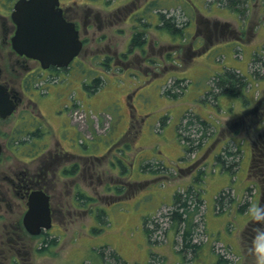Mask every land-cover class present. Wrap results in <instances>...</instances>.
I'll return each instance as SVG.
<instances>
[{
  "label": "rangeland",
  "instance_id": "rangeland-1",
  "mask_svg": "<svg viewBox=\"0 0 264 264\" xmlns=\"http://www.w3.org/2000/svg\"><path fill=\"white\" fill-rule=\"evenodd\" d=\"M157 1L156 15L165 13L166 18L179 17L180 26L185 25V30L192 18L189 12L176 3L167 6L171 0ZM179 1L188 3L187 0ZM206 1L220 5L223 2L195 0L198 5L193 4L201 7ZM261 1L264 7V0ZM249 2L257 4L256 0ZM149 21L154 19L146 13L139 28H134L133 20H121L114 27L105 26L94 34L93 26L88 35L93 40L87 43L79 61L41 85L44 92L48 91L47 97L56 98L54 102L41 105L47 114L40 125L46 133L44 137L50 136L52 143L60 137L66 146L73 144L81 150L87 148L88 163L92 162L96 168L91 177L92 184L81 178L82 190L88 192L92 200L81 207H70L60 243L52 248V252L35 254L34 264H103L105 261L114 264H193L194 256L201 258L203 264H255L248 249L257 225L247 209L250 203L264 205V177L259 175L260 172L255 173L252 163L251 174H254L250 180L244 176L251 162L250 145L245 142L241 146V155L237 156L238 163L241 159L240 170L230 175L227 185H224L227 177L222 173V163L217 161L219 153L204 163L202 182L197 183L202 146L208 143V136L215 133V125L221 119L209 110V121L212 119L215 125H209L207 135L200 143L196 140L202 134L195 133L193 127L187 125L190 116L198 114L201 103L206 108L209 105L216 107L214 96L217 92H210L214 90L220 68L224 72L222 69L226 66L222 45V49L217 47L197 54L196 65L189 72L185 47H181L182 53L178 55L175 52H180L181 48L162 44L166 32L160 28L163 27L161 18L157 21L160 26H152ZM138 30L146 33L144 50L134 48L135 51L130 53L134 67L123 70L121 60L125 56L121 54L132 48L131 36ZM180 36L183 45L191 43V35ZM217 38L213 36L208 44ZM259 51L257 68L264 63V45ZM114 54L111 67L107 66L106 58ZM243 54L238 51L235 59L242 60ZM148 60L154 61L151 68L157 73L155 76L146 69ZM259 72L264 76V68ZM97 78L101 83L94 89ZM245 86L247 83L238 92ZM245 99L252 102L248 96ZM55 108L54 114L58 118H53ZM33 113H38L37 107L33 108ZM250 115L241 117L243 120L238 124L226 125L225 137L228 131L251 125L246 122ZM11 123L3 124L2 130H8ZM71 128L80 135L71 132ZM238 132L240 135L251 133L245 129ZM257 140L264 143V131ZM191 144L198 148L192 151ZM228 148L239 152L234 147L224 149ZM260 150L264 151L261 145L258 146L259 153ZM262 153L258 157L264 163ZM5 154L10 151L6 150ZM147 163L151 166L145 168ZM195 183L202 189L204 205L198 216L199 229L194 240L200 247L192 253L181 251L177 226L164 214L168 213L175 192H184ZM242 186L247 189L242 191ZM223 190L231 194L233 201L221 210L217 207L216 197ZM148 218L152 221L149 227L153 228L154 243L145 230ZM215 236H220L223 241ZM113 253L120 257L119 262L113 261L116 255L112 256Z\"/></svg>",
  "mask_w": 264,
  "mask_h": 264
},
{
  "label": "flooded vegetation",
  "instance_id": "flooded-vegetation-1",
  "mask_svg": "<svg viewBox=\"0 0 264 264\" xmlns=\"http://www.w3.org/2000/svg\"><path fill=\"white\" fill-rule=\"evenodd\" d=\"M19 1L0 0V144L2 146L0 264H34L35 254L52 252V248L60 243L70 207H81L89 201L88 192L82 190L81 178L88 179L89 184H92L91 177L93 178L96 168L92 162L88 163L87 148L81 150L73 144L66 146L60 137L55 143L51 142L50 136L44 137L46 133L40 125L45 119L44 115L47 114L42 111L41 105L54 102L56 98L47 97L49 93L44 92L41 85H44L50 77H55L57 73L71 67L75 61L78 62L79 56L68 67L51 66L44 69L39 60L20 54L14 48L12 41L18 29L13 14ZM59 2L65 18L74 22L79 29L84 50L87 43L93 40L88 37L93 26L94 34L98 30H103L105 26L114 27L121 20L126 22L133 20L135 28H139L143 14L157 16L155 6L158 1L59 0ZM149 22L152 26L156 25L154 21ZM220 29L217 24L212 27L203 24L201 27L207 40L218 36ZM148 44L152 46L151 42ZM144 47L145 45L140 49L144 50ZM128 51L121 54L125 56L124 59H120L123 70L134 67ZM114 56L115 54L108 56L110 59L104 63L111 67ZM136 60L139 61L137 57ZM148 62L146 69L155 76L157 73L151 68L154 61L151 63V60H148ZM1 104L5 107L3 111L10 105L13 111L4 117L1 114ZM36 107L37 114L33 113V108ZM52 112L56 113V108ZM56 117L58 118L54 114L53 118ZM11 121L8 130H2V125H9ZM65 125L64 123L61 128L64 129ZM70 131L75 135L79 134L74 128ZM6 150H9L10 154H5ZM83 159H85L84 163ZM83 194L87 197L83 198ZM37 195L49 197L52 225L50 228H42L39 234H32L27 230L24 218L30 208L31 200L39 198Z\"/></svg>",
  "mask_w": 264,
  "mask_h": 264
},
{
  "label": "crops",
  "instance_id": "crops-1",
  "mask_svg": "<svg viewBox=\"0 0 264 264\" xmlns=\"http://www.w3.org/2000/svg\"><path fill=\"white\" fill-rule=\"evenodd\" d=\"M187 1L188 3L185 4V2L183 1L171 0L169 4H167V6L171 5L172 3H176V5L180 6V8L184 7V10L189 12V14L192 16L189 25L185 28L183 33V36H185L186 34L191 35V43L188 45H183V40L181 41L182 37L180 36L181 34H173L167 29L160 27L166 32V39L163 37L165 41L162 44L169 45L174 49L185 47V50H187L188 52L186 56L188 58L187 64L190 66V68L188 69L189 72H191L192 67L196 65L194 58L197 56V54H204L206 52H209L212 49L220 47L221 44L223 49L221 47L220 48L222 49L221 51L223 52V54H225L224 57L226 66L224 67V69H222L224 70V72H222L220 68L217 76L224 75L228 71H236L239 72L247 81V86L243 87L240 92L223 91L217 93L214 96V98H216L217 100V104L212 102L216 104L215 108L210 105L206 108L202 103L199 105L197 115L202 119L208 121L209 125L211 124L213 127L215 125L213 124L214 121L212 119H210L209 121V110H213V112H215L214 114L219 117V120L221 119V122H217V124L215 125V133L213 135L211 133L208 136V138L210 137L208 143L204 146L201 145L203 150L200 155L201 157H199V159L201 160V166H198L197 168L200 167L201 170V168L204 166V163L208 160L209 157L216 155V153H219L220 155L224 152L223 150L225 147L237 148L236 150L239 151L237 152V154L240 153L241 155L240 148L245 142H247L250 145L249 148L251 154V162L250 165H248L244 176L245 178L247 177V179L250 180V177L252 176L251 163L254 143L257 140L258 135L262 131H264V76L261 74L259 77H256L253 74L254 60L260 52L259 49L264 45L263 3L261 0H256L257 4H255L254 2H252L251 4L249 0L246 2V4H244L245 7L243 9V7L240 8L237 5L228 3L226 1H223L221 3V0L219 1L221 5L217 3H209L210 5L212 4V7L207 4V1L205 4L203 3V5H200L201 7L197 6L198 4L194 2L195 0L193 2L197 5L193 4L192 0ZM256 8L257 10H255ZM152 18L154 19V22L155 24H157V26L161 25V23H157V21L161 18L160 15ZM203 24H206L207 27H212L214 26V24H217L218 27L221 28L218 34V38L217 40H215V42L212 41V43L208 44L210 40H207L204 37L201 30ZM169 41L173 42V44H171ZM182 48L180 49V52L176 50L175 53L181 55ZM238 51L244 53L242 60L235 59ZM149 77L151 76L149 75ZM246 96H248V98L252 100V102L250 101L248 103L245 99ZM241 98L243 100H240ZM251 113L253 114L254 118L252 115H250ZM247 115H250V118L246 119L248 120L246 122L247 124L249 123L251 125L254 123L253 127L250 128L251 125H249L243 128H237L236 130L234 129L228 131V136L225 137L224 129L226 128V125H231L233 123L238 124L242 119L241 117H246ZM179 124L177 126V131ZM240 129L249 130L251 133L240 135L238 132ZM216 148L218 149L215 150ZM219 155H217V157ZM240 162L241 159H239V164H237V166H233L232 168H228L226 165L221 164L223 171L222 173H224L227 177L224 185L228 184V180L229 178H231L230 175H235L239 172ZM247 179L246 183L248 182ZM226 188L229 189L232 187ZM244 188L245 187L241 188L242 191L247 189V187L245 189ZM172 205L170 207H172ZM223 212H226V210H224ZM228 218V220H230V217ZM214 238L222 240L220 236H215ZM237 241H240V239H238ZM193 262V264H203L201 258H197L195 256L193 257Z\"/></svg>",
  "mask_w": 264,
  "mask_h": 264
},
{
  "label": "water",
  "instance_id": "water-1",
  "mask_svg": "<svg viewBox=\"0 0 264 264\" xmlns=\"http://www.w3.org/2000/svg\"><path fill=\"white\" fill-rule=\"evenodd\" d=\"M13 18L18 25L12 38L14 48L20 54L39 60L44 69L51 66L68 67L83 50L80 31L74 22L65 18L59 0H20ZM1 107L4 117L13 111L12 105L5 111L2 104ZM29 205L24 218L27 230L39 234L42 228H50L49 197L41 195L32 199Z\"/></svg>",
  "mask_w": 264,
  "mask_h": 264
},
{
  "label": "trees",
  "instance_id": "trees-1",
  "mask_svg": "<svg viewBox=\"0 0 264 264\" xmlns=\"http://www.w3.org/2000/svg\"><path fill=\"white\" fill-rule=\"evenodd\" d=\"M226 1L231 4H237L240 8L243 7L245 4V0H221ZM244 9V8H243ZM242 9V11H243ZM162 13V12H160ZM161 20H162V26L167 29L168 31L172 32L173 34H183L184 32V26H180L181 22L179 17L172 16L170 18H166L165 13L161 14ZM146 41V33L143 30H138L133 34L132 37V48L128 51V53H133L135 50L134 48H142ZM260 56H257L253 63V74L256 77H259L261 73L259 70L261 68H264V63H262V66L257 65L260 63ZM110 59V57L107 58V60ZM261 65V64H260ZM101 83L100 78L95 79V86L94 89H96L97 85ZM247 83L245 78L236 71H228L224 75L218 76L214 90L210 92V94H215L216 92H223V91H233L238 92V90L241 89L242 86H244ZM216 95V94H215ZM187 125L189 127H193L195 133H201L202 136L199 138L198 143L201 142V140L204 138V136L207 135L209 123L205 119H202L199 116H190V118L187 121ZM263 146L264 143L260 140H256L253 147V156H252V167L253 170H255V173H259V175L263 178L264 177V170L262 171V168L264 167V163L261 161V159L258 157L259 155L264 154V151L260 150L261 152H258V146ZM192 151H195L198 148V145L191 144L190 146ZM188 150H190L188 148ZM238 154L237 152H233L230 148L224 149V152L221 153L217 160L226 165L228 168H232L233 166H237L238 163ZM239 164V163H238ZM151 164L147 163L145 168L150 167ZM163 168V167H162ZM252 170V169H251ZM155 171H157L155 169ZM254 173L252 172V175ZM204 172L203 170H200V173L198 177H196V182H202ZM258 176V174H257ZM83 198L87 197L83 194ZM89 200L91 199L88 197ZM233 197L231 194H229L227 191L221 192L216 198L217 207L221 210L225 208V206L233 201ZM92 200V199H91ZM204 205V199L202 195V189L198 184H192L190 185L184 192H176L174 196V203L172 207H170L168 213L164 214L167 219H169L171 222L175 223L177 226V232L181 237V251L183 252H195L196 249H198L200 246L197 242H194L195 236L199 229V221L198 216L201 212V207ZM152 222L151 218L146 219L145 221V230L149 236V239L152 243H154L152 238V232L153 228L149 227V223ZM116 253H113L112 256H114ZM115 260H113L115 263L119 262V256L116 254ZM112 258V257H111ZM114 259V258H113ZM223 262V260L220 259V262ZM103 264H114L112 261L108 262L105 261Z\"/></svg>",
  "mask_w": 264,
  "mask_h": 264
},
{
  "label": "clouds",
  "instance_id": "clouds-1",
  "mask_svg": "<svg viewBox=\"0 0 264 264\" xmlns=\"http://www.w3.org/2000/svg\"><path fill=\"white\" fill-rule=\"evenodd\" d=\"M247 211L257 225L248 251L254 257L255 264H264V205L250 203Z\"/></svg>",
  "mask_w": 264,
  "mask_h": 264
}]
</instances>
